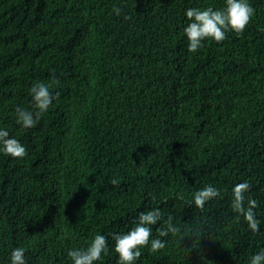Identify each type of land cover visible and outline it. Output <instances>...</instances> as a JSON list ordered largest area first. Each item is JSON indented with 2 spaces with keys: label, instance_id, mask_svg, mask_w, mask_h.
<instances>
[{
  "label": "trees",
  "instance_id": "1",
  "mask_svg": "<svg viewBox=\"0 0 264 264\" xmlns=\"http://www.w3.org/2000/svg\"><path fill=\"white\" fill-rule=\"evenodd\" d=\"M250 2L243 35L191 53L185 9L224 0H0V126L28 149L0 154V264L18 246L28 264H70L152 207L182 232L137 264H247L264 247V0ZM37 81L59 97L25 130L15 107ZM245 180L257 233L230 207ZM206 184L221 196L186 206Z\"/></svg>",
  "mask_w": 264,
  "mask_h": 264
},
{
  "label": "clouds",
  "instance_id": "2",
  "mask_svg": "<svg viewBox=\"0 0 264 264\" xmlns=\"http://www.w3.org/2000/svg\"><path fill=\"white\" fill-rule=\"evenodd\" d=\"M112 12L121 15V8L113 6ZM256 9L250 0H224L222 8L213 6L189 7L185 9L186 17L183 27L187 39V50L197 53L208 40L217 44L228 38L229 33L243 35ZM31 107L26 109L19 105L15 107L16 123L25 130L37 126L44 114L54 106L59 93L52 90V85L43 81L32 84L29 90ZM0 154L10 158L23 159L28 155L27 147L20 139L10 134L7 127L0 126ZM118 179H112L113 185ZM250 183L245 180L236 183L231 188V204L233 212L242 216L253 233L260 231V221L257 219L258 202L249 193ZM221 196V189L206 184L192 193L186 201V206L203 210L207 203ZM160 225L157 235L153 234V226ZM182 229L173 215L164 216L160 207H152L138 212L132 226L126 231H113L109 234L96 233L87 247L71 248L67 251L70 264H102L103 258L114 251L117 254V264H137L142 256V250L148 248L149 254L159 253L168 245V240L162 239L169 235H181ZM110 241L113 243L110 244ZM9 264H28L26 249L14 247L9 254ZM247 264H264V247L252 253Z\"/></svg>",
  "mask_w": 264,
  "mask_h": 264
}]
</instances>
